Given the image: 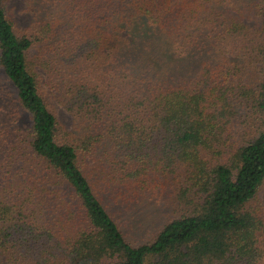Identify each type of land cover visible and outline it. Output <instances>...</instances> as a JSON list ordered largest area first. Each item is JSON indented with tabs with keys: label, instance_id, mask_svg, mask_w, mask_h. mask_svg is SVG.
<instances>
[{
	"label": "trees",
	"instance_id": "16d2710c",
	"mask_svg": "<svg viewBox=\"0 0 264 264\" xmlns=\"http://www.w3.org/2000/svg\"><path fill=\"white\" fill-rule=\"evenodd\" d=\"M7 1L0 264H264V0Z\"/></svg>",
	"mask_w": 264,
	"mask_h": 264
},
{
	"label": "rangeland",
	"instance_id": "374dc122",
	"mask_svg": "<svg viewBox=\"0 0 264 264\" xmlns=\"http://www.w3.org/2000/svg\"><path fill=\"white\" fill-rule=\"evenodd\" d=\"M5 5L19 26L26 27L30 23L31 13L26 8L25 0H8L5 2ZM59 117L63 121L69 120L68 116L61 109H59ZM26 124H29V122L26 121ZM136 210L130 214H121L119 222L132 237L145 234V237H140L142 239L137 241L140 242L145 240L143 238H147L153 232L156 233L161 229L166 219L167 209L162 207L158 209L146 203L145 205L138 206Z\"/></svg>",
	"mask_w": 264,
	"mask_h": 264
}]
</instances>
